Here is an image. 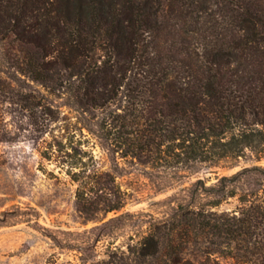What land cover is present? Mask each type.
<instances>
[{
	"label": "trees",
	"instance_id": "trees-1",
	"mask_svg": "<svg viewBox=\"0 0 264 264\" xmlns=\"http://www.w3.org/2000/svg\"><path fill=\"white\" fill-rule=\"evenodd\" d=\"M0 42V95L34 130L43 129L54 110L27 79L1 73L13 67L45 85L40 64L51 55V64L74 73L69 89L80 104L103 106L122 95L126 111L110 125L123 156L215 174L213 184L197 176L183 188L190 198L173 207L174 232H146L121 254V263L112 252L92 261L81 253L79 264H221L213 253L232 264H264V186L239 194L237 209H213L236 195L241 179L264 171L214 169L264 151V0H0ZM12 45L19 58L8 55ZM2 115L0 140L9 133ZM44 142L42 157L56 156L76 181L80 211L90 213L105 188L112 194L106 210L122 205L126 192L114 175L94 168L82 142ZM203 193L212 197L196 200ZM23 213L20 206L3 210L0 225ZM208 235L217 240L202 247L200 237ZM191 244L198 251L188 256Z\"/></svg>",
	"mask_w": 264,
	"mask_h": 264
},
{
	"label": "rangeland",
	"instance_id": "rangeland-1",
	"mask_svg": "<svg viewBox=\"0 0 264 264\" xmlns=\"http://www.w3.org/2000/svg\"><path fill=\"white\" fill-rule=\"evenodd\" d=\"M1 46L0 42L3 57L5 50ZM15 47L12 45L8 51L10 58L20 57ZM42 61L41 69L48 78L43 82L45 85L21 75L13 67L5 68L7 73H1L5 77L14 74L27 79L31 88L44 94L55 117L47 120L43 129L34 130L24 114L14 109L17 105L0 95V110L9 130L7 138L0 140V212L12 206L24 210L14 221L0 225V264H61L68 261L79 264L81 253L92 261L109 258L112 252H116L120 262L121 254H128L129 248L146 232L178 229V217H175L173 207L190 198L189 190L183 188L197 176L206 177V184H213L216 181L214 172L201 168L190 174L181 167L152 163L144 157L123 156L122 147L111 134V125L118 122L117 115L126 111L122 95L103 106L82 105L69 89L75 83L72 70L51 64V55H45ZM52 138L73 140L74 145L82 142V148L95 158L94 168L101 173L110 172L115 176V183L126 192L122 205L106 210L112 194L105 188L106 197L94 202L90 213L80 211L75 196L77 183L66 166L62 167L56 156L47 159L41 155L44 140ZM243 166L264 169V151H248L237 165L214 169L219 174H231ZM102 177L106 178L104 174ZM246 178L238 182L235 196H229L213 209H237L239 194L254 186L259 190L264 186V171L250 173ZM201 196L202 199L196 200L212 197L208 193ZM50 234L67 242L69 248L60 247ZM210 238L216 239L210 235L200 237L201 246H213ZM197 251L191 244L187 255ZM212 256L221 264L233 263L228 256L219 253Z\"/></svg>",
	"mask_w": 264,
	"mask_h": 264
}]
</instances>
